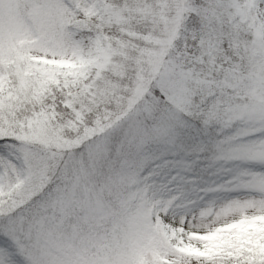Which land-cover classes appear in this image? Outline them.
<instances>
[{
	"label": "snow or ice",
	"instance_id": "6c2138e0",
	"mask_svg": "<svg viewBox=\"0 0 264 264\" xmlns=\"http://www.w3.org/2000/svg\"><path fill=\"white\" fill-rule=\"evenodd\" d=\"M0 264H264V0H0Z\"/></svg>",
	"mask_w": 264,
	"mask_h": 264
}]
</instances>
